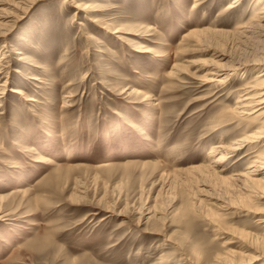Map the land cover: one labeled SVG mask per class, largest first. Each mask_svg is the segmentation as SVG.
<instances>
[{"label": "rangeland", "instance_id": "1", "mask_svg": "<svg viewBox=\"0 0 264 264\" xmlns=\"http://www.w3.org/2000/svg\"><path fill=\"white\" fill-rule=\"evenodd\" d=\"M19 1L0 0V264H264L258 190L190 169L264 120L232 112L255 67L203 81L264 54L241 33L264 1Z\"/></svg>", "mask_w": 264, "mask_h": 264}, {"label": "bare ground", "instance_id": "2", "mask_svg": "<svg viewBox=\"0 0 264 264\" xmlns=\"http://www.w3.org/2000/svg\"><path fill=\"white\" fill-rule=\"evenodd\" d=\"M239 1L240 0H235L233 4H229L226 10H224L223 12L226 13L228 11H233L235 8H238ZM31 2H32L31 0H21L18 2V4L15 5V7L16 9H20V10L25 9ZM202 2H204V0L197 3V5L201 4ZM24 5L25 7H23ZM4 17L12 18L10 20L11 23L16 22V19H17L16 16L10 17L9 15H6V16L4 15ZM241 28H243L241 33L257 34L256 32L263 31L264 29V6L255 15L250 17L247 23L245 25H242ZM8 30H9L8 28H5L4 31H0V36L6 35ZM115 32L117 33L118 31L116 30ZM196 32L197 31L193 33L195 34ZM17 54H19V52H17ZM6 56L7 55L4 53L3 56H1L0 58V74L3 73L5 65L8 64L7 63L8 60ZM245 66L255 67L256 69H258V74L254 77L252 81H248L242 84V86L240 87L241 94L240 96L238 95L239 96L238 101H239L240 106L238 107V109L232 110V112L237 117L238 116L242 118L246 117V118L255 120V119L261 118V115H264V111H261L262 108L264 107V54L257 55L251 60H248V62H242L239 65H232L230 68L223 69L219 67L220 69L217 70V73H220V75H224V77L222 76L223 77L222 79L214 78L210 76V78L206 77L205 80L203 81H205V83L210 82V81H218L220 83L226 82V80L229 78L230 75L236 72L238 73V71L244 68ZM230 71L232 73H230ZM242 74H244V72ZM220 75H218V77ZM242 77L243 75L240 78L242 79ZM4 86L5 84L3 83L0 84V94H1L0 98H2V94H4L3 92ZM12 91L17 94H21L22 92L18 88L13 89ZM240 98H242V100ZM1 107L3 106L0 103V108ZM260 139H262L263 141L262 146H264V120L260 121L259 126L256 129L252 130L251 134H246L243 138L238 139L237 141L233 142L231 145L225 146L220 143L219 145L217 144V146L212 148L213 150L206 156V162L204 164H200L197 166L194 165V167H191L190 169L192 172H197V171L202 172L212 178L215 177L217 179H220L223 181H230V182L234 181L236 183L242 184L244 187H248L249 189L251 188L257 189L258 191L256 190L257 192L255 195L260 199L264 198V172H263L264 170V149L263 151L260 150V152L255 151V150L251 152V153H255V152H258V153L252 156L251 162L249 163L247 167H245L246 170L243 173L231 174V176L229 177L227 176L224 177L223 175H221V172L227 170L228 166L219 170V165H218L221 162H224V160L228 158L227 156L231 154L232 152L242 150L243 147L250 142L258 143ZM251 148H255V146ZM224 208H227V207H224ZM248 261H251V260H248Z\"/></svg>", "mask_w": 264, "mask_h": 264}]
</instances>
